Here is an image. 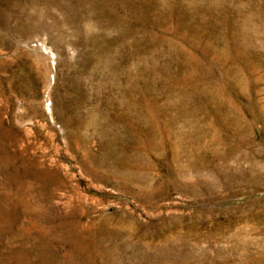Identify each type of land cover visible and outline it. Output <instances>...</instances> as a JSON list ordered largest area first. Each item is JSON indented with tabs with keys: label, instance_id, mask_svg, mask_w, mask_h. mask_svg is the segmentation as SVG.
Listing matches in <instances>:
<instances>
[{
	"label": "rangeland",
	"instance_id": "374dc122",
	"mask_svg": "<svg viewBox=\"0 0 264 264\" xmlns=\"http://www.w3.org/2000/svg\"><path fill=\"white\" fill-rule=\"evenodd\" d=\"M0 264H264V0H0Z\"/></svg>",
	"mask_w": 264,
	"mask_h": 264
}]
</instances>
